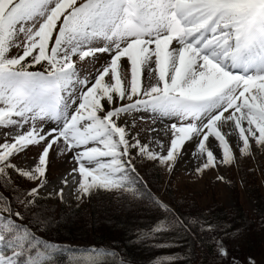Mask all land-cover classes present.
Returning <instances> with one entry per match:
<instances>
[{"label": "snow or ice", "instance_id": "snow-or-ice-1", "mask_svg": "<svg viewBox=\"0 0 264 264\" xmlns=\"http://www.w3.org/2000/svg\"><path fill=\"white\" fill-rule=\"evenodd\" d=\"M213 72L234 79L206 98L204 108L211 111L224 99L231 102V93L239 91L237 107L243 104L240 111L261 126L264 0H0V127L18 129L28 139L44 133L45 146L57 133L63 139L69 131L85 137L80 150L121 137L128 144V122H121L122 115L130 110L179 111L185 106L177 98L186 84L203 82ZM152 73L158 83L149 87ZM245 79H258L259 84L245 92ZM38 119L47 121V127L37 129ZM31 146L15 134L0 138V153L10 150L4 164L25 179L29 176L12 161ZM135 147L139 150L140 145ZM41 187L32 183L25 194L39 198ZM19 191L11 173L0 169V205L8 206L0 212V235L5 225L9 228L5 239L31 227L23 213L12 209L13 202L19 203ZM160 212L144 230L153 235L130 244L147 242L155 251L181 247L167 238L173 230L169 210ZM190 227L215 230L195 220ZM174 259L157 256L153 264H173ZM233 264L238 262L234 259Z\"/></svg>", "mask_w": 264, "mask_h": 264}, {"label": "rangeland", "instance_id": "rangeland-1", "mask_svg": "<svg viewBox=\"0 0 264 264\" xmlns=\"http://www.w3.org/2000/svg\"><path fill=\"white\" fill-rule=\"evenodd\" d=\"M82 71L86 73L87 66ZM214 73L207 77L213 84ZM227 78V74H221L218 77L211 95L215 92L217 95L231 83L232 80ZM244 82L248 80L245 79ZM157 83V74L152 73L148 86L152 87ZM201 83L186 84V88L181 90V96L177 99L185 107L179 111H169L164 114L153 110H130L126 115H122L121 122L125 120L128 122L130 133L127 138L128 144H124V137H121L123 142L109 139L102 147L89 145L80 150L78 146L85 143V137L69 131L65 133L63 139L60 138V133H57L45 146L42 143L44 133L38 132L28 139L18 129L6 130L0 127V138L7 134L11 139L15 134L25 143L32 145L26 153H21L12 161L29 176V179H25L23 175H16L9 165L4 164L9 149L0 153V169H4L6 174H13L12 178L16 181L20 178L27 188H30L32 183L37 186L42 185L39 198L48 204L55 205L56 208H66L67 211H71L82 205L85 211L88 207L89 211H86L88 217H91V213L97 217L103 212L100 208L102 204L97 202V196L103 192L96 187L101 181L109 182L110 176L124 169L127 162L135 160L140 172L145 173L152 182L155 197L162 200L165 206H169L171 209L166 206L169 210H172L176 204L185 203L191 206L194 203L203 211L222 208L230 214L245 212L248 218L253 217L256 215L255 211L259 209L257 200L260 211L264 210L262 207L264 206V172L262 171L264 168V122L258 127L247 111L233 110L235 103L230 104L227 114L220 115V119H218L220 116L208 118L210 111L200 106V101L199 107H194L199 98H203L204 102L206 100L202 95L209 83L200 85ZM237 98V94H234L231 100ZM192 106L194 108H191ZM222 106L227 109V102L224 101ZM223 117H226L224 119L226 121L222 120ZM27 127L28 125H25L26 129ZM42 127H47V121L38 119L36 128ZM137 143L140 145L139 150L135 147ZM12 147L14 148L15 144ZM120 147H123L124 151H120ZM73 172L77 174L76 180L73 178L76 183L75 189L71 200L67 201L64 197V189L55 190L52 184L60 177ZM157 174L160 178L159 184L155 177ZM249 186L256 187V192ZM104 193L112 196L113 200L121 198L117 193ZM36 197L34 194H27L28 200ZM94 218L92 216L93 220ZM230 222H232L231 218L227 217L224 223ZM262 223L264 226L263 221ZM240 227L244 228L236 227V233L241 232ZM258 229L260 230L259 227ZM2 230L8 235L7 225ZM29 231L15 234V237L19 239L9 237L12 240L10 244L12 254L24 251L25 244L28 246L36 243L38 236L34 231L29 234ZM225 231L230 233L228 230ZM250 231L248 234L245 232L246 239L245 233L242 236L243 243L245 242L246 245L241 253L234 254L236 256L229 253L228 258L226 257L227 259L219 264H233L234 259L238 264H250V262L264 264V231L261 230V235H257L253 229ZM87 232L89 234V229ZM33 236L36 238L30 240V243L29 239ZM89 239L80 243L93 245L95 239ZM252 240H257V243L261 245L250 254L247 243L249 244ZM225 244L228 248L233 245H242L240 240L234 243L232 235L225 239ZM226 245L225 248H227ZM49 250L50 248L47 247L45 251ZM79 251L77 259L85 264H88L90 260H102L105 256L99 251L95 253L83 249ZM44 254L45 252L41 251L37 259L42 258ZM218 255H220L219 252ZM35 259L36 255L32 260ZM12 260L13 255L6 259L1 256L0 264H11ZM200 264L204 263L200 260Z\"/></svg>", "mask_w": 264, "mask_h": 264}, {"label": "trees", "instance_id": "trees-1", "mask_svg": "<svg viewBox=\"0 0 264 264\" xmlns=\"http://www.w3.org/2000/svg\"><path fill=\"white\" fill-rule=\"evenodd\" d=\"M134 164L136 166L131 169V172L125 171L120 176H116L119 181L114 180L109 184L103 183L96 187L103 192L97 196V202L102 204L100 208L103 209L101 215L97 216L98 218L93 213L89 214L91 217H88L86 213L89 211L87 210L88 207L85 211V207L82 205L67 211L66 208H56L55 205L48 204L45 200L37 197L28 200L25 194L28 188L23 185L20 178L17 181L12 178L14 186L20 189L16 194L19 203L13 202V211L23 213L26 217L24 223L31 225L29 234L34 231L44 241L42 246L40 244L33 246L37 248V252L47 250V245L44 243H47L49 248L56 246L38 264H85L77 259L79 249L92 247L105 254L102 259L105 264H153V259L157 256L175 258L173 264H200V260L204 264H219L228 258L229 253H232L233 256L241 253L242 248L246 245L242 239L245 232L248 234V231L253 229L257 235H261V230L264 231V226H262L264 210L260 211L258 200L257 207L259 209L255 211L256 215L250 218L246 216L245 212L230 214L222 208L203 211L194 203L191 206L185 203L183 205L176 204L172 210H169L155 197L152 182L145 176V173L140 172L139 165L135 160ZM262 171L264 172V168ZM155 177L157 182L160 181L159 174ZM251 188L252 191L256 192V187ZM104 192L117 193L122 199L113 200L112 196H108ZM139 193H143V195L140 196ZM4 195L8 197L10 194L4 192ZM34 200L37 201L36 207L31 206ZM160 208L168 209L171 214L168 217V226L173 230L167 238L181 245V247L155 251L147 247V242L140 245L130 244V240L143 239L153 235L152 232L144 230L149 227L148 222L153 221L156 216L163 215ZM0 209V212H7V203L0 205ZM37 213L39 215L33 220L32 217L36 216ZM92 216L95 217L94 220ZM227 217H230L234 224L232 222L225 224ZM193 220L197 221L198 224L203 221L204 225L214 226L215 230L201 232L199 227H190ZM179 224H183V228H180ZM239 226L244 228L240 227L241 232L236 233V227ZM87 229H89V234ZM137 230H140L139 237H137ZM225 230L230 231V233H226ZM229 235H232L234 243L236 240H240L242 245H233L228 248L225 239ZM7 236L4 234V239ZM89 238L95 239L93 245L80 243L90 240ZM225 245L227 248L224 247ZM247 245L250 247L249 253L252 254L261 243L252 240ZM225 251L226 256L224 255ZM113 252H115V256L112 255ZM29 254L30 252L27 251L20 252L18 256L23 257L16 258L15 264H27ZM156 264L159 262L157 261Z\"/></svg>", "mask_w": 264, "mask_h": 264}, {"label": "bare ground", "instance_id": "bare-ground-1", "mask_svg": "<svg viewBox=\"0 0 264 264\" xmlns=\"http://www.w3.org/2000/svg\"><path fill=\"white\" fill-rule=\"evenodd\" d=\"M257 86V85H256ZM256 86H251V87H248L247 89H243L245 92H247L250 88H253V87H256ZM240 95H241V92H240ZM242 106V104L240 105V107ZM239 107V109H240ZM221 107H216L214 110L215 113L220 110ZM240 111V110H239ZM228 112V111H226ZM221 113L217 114L219 117ZM221 118V116H220ZM219 118V119H220ZM226 119V117H223L222 120ZM226 121V120H224ZM225 124V122L223 123ZM225 128V126H224ZM74 174H67V175H64L62 177H60L57 181H55L52 186L54 187L55 190H58V189H64V197L67 201H70L72 196H73V192H74V189H75V181L74 179L72 178Z\"/></svg>", "mask_w": 264, "mask_h": 264}]
</instances>
